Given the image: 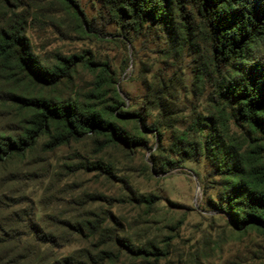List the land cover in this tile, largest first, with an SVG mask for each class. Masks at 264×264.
Here are the masks:
<instances>
[{
    "label": "trees",
    "instance_id": "16d2710c",
    "mask_svg": "<svg viewBox=\"0 0 264 264\" xmlns=\"http://www.w3.org/2000/svg\"><path fill=\"white\" fill-rule=\"evenodd\" d=\"M58 1L78 24L79 15L89 24L77 0ZM95 1L116 22L154 31L169 59L188 58L192 89L186 91L181 78L166 86L148 84L140 112L124 111L106 63L76 56L49 61L34 53L28 25L50 3L0 0V119L8 118V131L0 129V165L23 158L41 140L43 151L86 136L101 147H145L148 132L161 137L168 130L167 151L177 159L162 164L201 158L216 190L214 207L227 214L233 229L264 235V0ZM77 65L91 72L93 89L82 95L61 92L71 84ZM105 86L112 88L110 97ZM206 91L201 108L187 99ZM131 121L141 125L137 134L125 127ZM94 168L111 174L108 166ZM154 202L151 195L138 199L147 207ZM30 212L29 207L13 218L20 222L26 216V226L40 244H55L29 219ZM61 223L72 227V234L85 231L91 237L100 227L90 219ZM116 240L131 258L157 259L153 243L138 247ZM117 259L109 248H82L46 264H115Z\"/></svg>",
    "mask_w": 264,
    "mask_h": 264
},
{
    "label": "rangeland",
    "instance_id": "374dc122",
    "mask_svg": "<svg viewBox=\"0 0 264 264\" xmlns=\"http://www.w3.org/2000/svg\"><path fill=\"white\" fill-rule=\"evenodd\" d=\"M44 1L50 6L40 11L26 32L34 53L49 61L76 56L106 63L122 110L140 112L148 84L160 81L166 86L169 80L181 78L185 90L192 89L188 58L169 59L154 31H136L116 22L95 0H77L89 24L80 15L78 24L58 0ZM75 71L67 87L70 91H60L82 95L93 89L91 72L82 65ZM104 89L110 97L112 88ZM206 94L187 99L201 108ZM7 119H0L3 133L8 131ZM140 126L131 121L125 127L137 134ZM148 133L145 147H101L86 136L43 151L41 140L23 158L4 161L0 165V264H46L82 248H109L117 255L115 264H264V235L233 229L227 214L214 207L216 190L206 177L203 160L164 166L177 159L167 151L169 131L163 130L161 137ZM96 164L108 166L111 174L94 168ZM148 195L155 198L151 207L138 203ZM29 207V219L42 234L56 240L52 246L40 244L38 235L29 232L26 216L15 222L13 214ZM82 219L100 223L94 237L85 231L72 234V227L61 223ZM116 238L138 247L153 243L157 259L131 258Z\"/></svg>",
    "mask_w": 264,
    "mask_h": 264
}]
</instances>
